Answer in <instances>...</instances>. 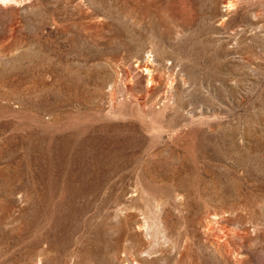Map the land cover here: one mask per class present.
<instances>
[{
    "label": "rangeland",
    "instance_id": "1",
    "mask_svg": "<svg viewBox=\"0 0 264 264\" xmlns=\"http://www.w3.org/2000/svg\"><path fill=\"white\" fill-rule=\"evenodd\" d=\"M0 264H264V0H0Z\"/></svg>",
    "mask_w": 264,
    "mask_h": 264
},
{
    "label": "bare ground",
    "instance_id": "2",
    "mask_svg": "<svg viewBox=\"0 0 264 264\" xmlns=\"http://www.w3.org/2000/svg\"><path fill=\"white\" fill-rule=\"evenodd\" d=\"M213 222V221H212Z\"/></svg>",
    "mask_w": 264,
    "mask_h": 264
}]
</instances>
